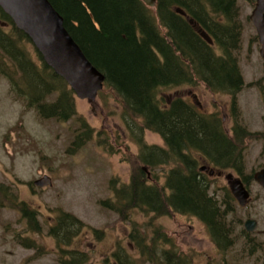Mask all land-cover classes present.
<instances>
[{
  "label": "trees",
  "instance_id": "1",
  "mask_svg": "<svg viewBox=\"0 0 264 264\" xmlns=\"http://www.w3.org/2000/svg\"><path fill=\"white\" fill-rule=\"evenodd\" d=\"M48 1L85 57L104 75L98 95L107 88L119 98L123 118L131 121L128 128L138 147L137 166L127 182L116 186V178L109 181L112 197L101 200L102 207L124 220L132 210L155 216L174 212L195 217L204 225L210 242L225 253L234 244L238 220L228 218L233 212V198L228 193L221 202L210 193L209 172L212 165L241 166L242 137L250 133L236 119L233 125L242 127L243 136L226 138L215 113L201 112L180 96L161 105L158 94L163 88L202 83L210 92L235 97L243 81L234 55L241 33L237 0H156L154 7L141 0ZM0 20V74L11 91L42 118L64 122L76 115L74 93L67 83L46 65L36 49L39 63L30 57L23 43H31L30 39L1 8ZM190 20L208 35L212 45ZM52 94L54 98L48 100ZM78 121L81 127L67 148L69 153L92 137L93 129L86 127L81 117ZM144 130L158 134L163 146L147 144L142 137ZM142 165L150 169L149 177ZM157 169H161L160 181ZM5 198L23 216L35 219V210L25 201L11 194ZM81 224L68 213L57 215L48 233L55 237L60 253V244L68 245L72 231L76 228L77 234ZM241 234L246 245L249 234L243 228ZM129 237L139 258L137 261L119 249L113 256L120 264H195L191 254L177 249L160 225L153 226L148 239L132 223ZM67 249L64 252L70 255L59 254L60 262L87 264L84 252Z\"/></svg>",
  "mask_w": 264,
  "mask_h": 264
},
{
  "label": "rangeland",
  "instance_id": "2",
  "mask_svg": "<svg viewBox=\"0 0 264 264\" xmlns=\"http://www.w3.org/2000/svg\"><path fill=\"white\" fill-rule=\"evenodd\" d=\"M236 5L241 33L239 49L234 55L243 81L249 84L236 96L239 110L235 114L238 115L237 121L250 133L248 137L247 134L242 137V158L245 172L252 174L264 166V152H261L264 96L258 95L256 90L262 89L256 84L264 81L261 78L264 62L259 56L260 45L249 20L255 0H237ZM23 43L30 57L39 63L33 44ZM188 90L197 95L199 102L202 101L201 110L205 113L217 109L227 114L230 97L223 93L212 94L202 83L192 87L163 88L158 94L159 102L165 105L174 96L196 102V95L193 100L187 97ZM54 96H48V100ZM74 105L76 115L69 120L42 118L11 91L9 82L0 74V199L4 205L0 206V264H64L59 261V254L65 257L68 254L64 252L65 248L84 252L88 256L87 264H120L113 256V252L119 249L138 261L134 242L129 237L132 223L148 239L153 226L160 225L172 237L177 249L191 254L195 264H264V196L262 187L253 178L245 184L250 200L244 206L232 197L224 177L211 178L210 193L220 202L228 193L233 198V212L228 218L238 220L234 244L222 254L210 242L204 225L195 217L174 212L155 216L132 210L124 220L114 211L102 207L100 201L112 197L109 181L116 178V186L127 182L138 164V147L128 128L131 121L123 118L119 98L107 88L93 103L74 95ZM78 117L84 119L86 127L93 129L92 137L69 153L67 148L81 127ZM223 126L229 129L227 118ZM133 131L138 135L137 130ZM142 137L147 144L163 146L156 133L144 130ZM143 167L149 177L150 169ZM160 170L155 171L159 181L162 179ZM163 170L166 171L167 167ZM44 175L50 177L51 185L35 186L33 182ZM10 194L35 210V219L29 220L11 207L5 198ZM62 213L76 217L82 224L77 234L76 228L72 231L68 245L60 244L63 248L60 253L55 237L48 230L56 224L57 215ZM247 218L256 221L253 231L244 230L249 234L246 237L257 245L259 251L256 254H250L243 242L245 236L241 229ZM27 237L29 240L24 241Z\"/></svg>",
  "mask_w": 264,
  "mask_h": 264
},
{
  "label": "water",
  "instance_id": "3",
  "mask_svg": "<svg viewBox=\"0 0 264 264\" xmlns=\"http://www.w3.org/2000/svg\"><path fill=\"white\" fill-rule=\"evenodd\" d=\"M149 7L156 0H141ZM1 10L13 21L15 27L21 30L33 43L43 61L59 77L65 80L71 90L80 99L93 103L98 91L103 88L104 75L98 71L85 57L79 46L69 35L63 24V18L48 0H0ZM183 13L180 10H177ZM249 19L256 28L261 45H264V0H256ZM191 23L192 20H190ZM197 32L209 43L212 40L193 23ZM143 169H145L143 167ZM201 167V170H204ZM212 175V170L209 172ZM254 180L262 187L264 196V167L254 173ZM229 189L239 205L244 206L249 200V191L239 178H227ZM35 186L51 185L47 175L36 179ZM256 221L247 218L244 229L252 231Z\"/></svg>",
  "mask_w": 264,
  "mask_h": 264
},
{
  "label": "flooded vegetation",
  "instance_id": "4",
  "mask_svg": "<svg viewBox=\"0 0 264 264\" xmlns=\"http://www.w3.org/2000/svg\"><path fill=\"white\" fill-rule=\"evenodd\" d=\"M256 36H257V34H256ZM257 39H258V36H257ZM258 43H259V41H258ZM259 45H260V43H259ZM258 53H259L260 58L264 62V46H262V47L260 46V48L258 50ZM261 78L264 79V73L261 76ZM259 82L260 83L256 84V85L257 86H261L262 89L256 88L257 93H258V95L264 96V81H259ZM248 84H249V82L242 81L241 88H240L239 92H237L235 94V97L234 96L232 97V95L230 96L229 94H227L230 97L229 105H228V108H227V114L224 115L222 112L218 111L217 109L212 111V113H215L220 118L221 123H222V130H223L224 135H225L226 138H232L233 136H236V137L240 138V137L243 136L242 127L241 126L235 127V125H233V122L235 121L236 116L238 117V115L235 114L234 112L239 110V107H237V97L236 96H239V94L244 90L245 87H247ZM212 94H217V93L212 92ZM223 94H225V93H223ZM186 95H187V97L190 100L191 99L193 100V98H195L196 94L193 95V93L190 92V90H188L186 92ZM196 98H197L196 102L193 101L191 103H194L196 105V107L198 109H200L201 112H204L203 110H201V108H203L202 101H200L201 103L199 102L197 95H196ZM184 100L187 101L186 98H184ZM235 100H236V108L234 109L233 107H234V101ZM214 101H215L214 98H212V103ZM207 113H211V112H207ZM225 118H227V121L229 122V125H230L228 130H226L227 128L225 126H223V121L225 120ZM263 145H264V143H263ZM242 150L243 149H241V151ZM261 152H262V154L264 152L263 146H262ZM258 170H256V171H258ZM245 171H246V168H245L244 163H242L241 166L240 165L239 166L235 165L234 167H229V168H219L218 166H213L212 165V179H215L216 177H221L222 176L227 181V178L232 176L234 178H240L242 181L243 180H250L252 178L254 180V173L256 171H254L252 174H247ZM245 242H246V249L248 250V252L250 254H256L259 251L257 249V245L252 241V239H247V240H245Z\"/></svg>",
  "mask_w": 264,
  "mask_h": 264
}]
</instances>
